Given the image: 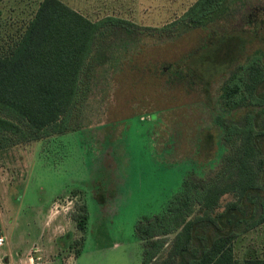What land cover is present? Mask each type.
<instances>
[{"label": "rangeland", "instance_id": "374dc122", "mask_svg": "<svg viewBox=\"0 0 264 264\" xmlns=\"http://www.w3.org/2000/svg\"><path fill=\"white\" fill-rule=\"evenodd\" d=\"M41 1H0V47L21 35ZM61 1L93 22L114 17L134 27L108 25L97 39L69 133L0 140V264H142L139 221L161 214L187 178L209 182L220 171L229 148L219 120L254 115L264 132V106L227 109L221 100L239 65L254 55L264 63V0H229L200 28H166L197 0ZM258 144L264 152V136ZM231 200L223 197L217 212ZM201 214L196 207L191 218ZM222 216L223 231L238 234L236 257L264 259V225L244 232L235 215L231 225ZM195 226L197 246L219 233Z\"/></svg>", "mask_w": 264, "mask_h": 264}, {"label": "trees", "instance_id": "16d2710c", "mask_svg": "<svg viewBox=\"0 0 264 264\" xmlns=\"http://www.w3.org/2000/svg\"><path fill=\"white\" fill-rule=\"evenodd\" d=\"M228 1L197 0L166 28L203 27ZM116 24L134 27L114 17L93 22L61 0H42L21 35L0 47V140L18 145L69 133L82 76L97 39L108 25ZM262 84L264 63L260 55H254L222 87L224 107H263L264 96L258 93ZM218 125L229 148L220 171L209 182L187 178L161 214L139 221L136 231L145 248L142 264H264V259H238L234 250L238 234L225 233L221 224L226 213L232 216L226 223L231 225L235 215V223L243 224L244 232L264 225V196L257 197L264 187V152L258 144L264 132L258 129L254 115H247L243 122L220 119ZM225 196L233 200L218 213ZM196 207L202 214L192 219ZM82 212L76 220L86 230L85 206ZM201 223L219 231L212 240L205 239L203 247L197 246L201 237L194 233L195 225ZM171 234L176 236L164 258Z\"/></svg>", "mask_w": 264, "mask_h": 264}, {"label": "built area", "instance_id": "2783aa9c", "mask_svg": "<svg viewBox=\"0 0 264 264\" xmlns=\"http://www.w3.org/2000/svg\"><path fill=\"white\" fill-rule=\"evenodd\" d=\"M6 243V237L4 235V232L0 226V249L5 245Z\"/></svg>", "mask_w": 264, "mask_h": 264}]
</instances>
